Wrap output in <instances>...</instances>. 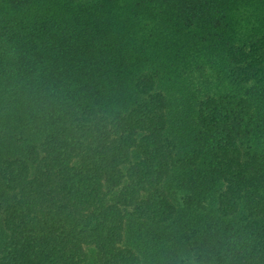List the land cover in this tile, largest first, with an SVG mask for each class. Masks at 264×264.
I'll return each mask as SVG.
<instances>
[{"label": "trees", "instance_id": "obj_1", "mask_svg": "<svg viewBox=\"0 0 264 264\" xmlns=\"http://www.w3.org/2000/svg\"><path fill=\"white\" fill-rule=\"evenodd\" d=\"M0 264H264V0H0Z\"/></svg>", "mask_w": 264, "mask_h": 264}]
</instances>
